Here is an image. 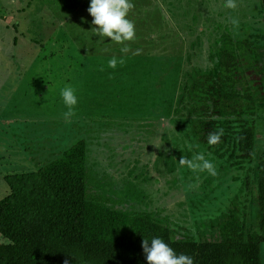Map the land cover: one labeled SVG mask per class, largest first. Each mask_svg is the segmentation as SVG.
<instances>
[{
  "label": "rangeland",
  "instance_id": "1",
  "mask_svg": "<svg viewBox=\"0 0 264 264\" xmlns=\"http://www.w3.org/2000/svg\"><path fill=\"white\" fill-rule=\"evenodd\" d=\"M90 2L0 0V201L8 195L5 176L36 171L46 163L41 154L54 153L51 159H55L85 141L91 192L110 207L147 216L175 231L178 238L220 239L216 224L232 212L243 217L252 231L260 232L256 169L264 159V0H237L234 10L225 8V0H132L145 9L132 14L134 7L130 12L137 39L128 42L126 54L110 38L98 43L99 37L91 32ZM152 2L159 3L163 13ZM197 4L202 13L194 28L192 12ZM222 27L252 43L259 53L254 71L247 72L259 112L257 154L252 164L233 167L202 149L215 165L216 176L179 168V164L175 172H169L160 154L165 129L170 127V134L176 128L166 122L160 97H146L148 85L155 75L165 81L175 68L181 69L176 64L194 38L190 31L203 43L194 62L217 76L216 36ZM157 33L160 48L149 50L148 39ZM61 34L83 56L78 72L71 73L79 74L71 85L58 72L47 74L37 65L42 45ZM113 56H122L125 63L109 68ZM35 75L40 79L37 86ZM57 79L62 85L55 84ZM133 84L140 98L131 97L127 88ZM68 86L78 96L71 122L64 119L68 109L60 97ZM180 146L173 144L168 151L176 153ZM3 244L10 240L0 234ZM262 257L264 262V244Z\"/></svg>",
  "mask_w": 264,
  "mask_h": 264
},
{
  "label": "trees",
  "instance_id": "2",
  "mask_svg": "<svg viewBox=\"0 0 264 264\" xmlns=\"http://www.w3.org/2000/svg\"><path fill=\"white\" fill-rule=\"evenodd\" d=\"M153 5L163 13L159 3ZM197 5L192 12L194 28L202 13ZM134 7L132 14L145 9L143 4ZM231 31L222 27L216 36L217 76L197 67L194 61L200 57L203 43L190 31L194 38L176 64L181 69L175 68L165 81L155 75L148 85L146 97H160L166 122L176 128L170 134V127L165 129V151L160 154L169 172H175L183 156L192 159L202 149L233 167L254 162L259 112L256 89L247 72L254 71L259 53L252 43L240 40ZM159 34L148 39L149 50L160 48ZM211 58L217 60L214 55ZM82 59L71 40L61 34L42 45L37 65L47 74L58 72L71 85L79 75L71 73L78 72ZM37 69L33 70L36 74ZM36 77L37 86L40 79ZM59 82L62 85L59 79L55 84ZM127 89L132 98H140L134 84ZM220 129L221 142L209 146L208 135ZM173 144H181L176 153L168 151ZM189 144L193 146L191 151ZM48 153L41 154L46 163L36 171L4 178L8 195L0 201V234L10 244L0 245V264H147L144 238L163 239L177 254L192 257L194 264H264V159L256 169L260 232L252 231L243 217L232 212L216 224L220 239L200 241L190 235L178 238L167 226L112 208L94 195L87 142L78 143L55 159H51L54 153Z\"/></svg>",
  "mask_w": 264,
  "mask_h": 264
},
{
  "label": "clouds",
  "instance_id": "3",
  "mask_svg": "<svg viewBox=\"0 0 264 264\" xmlns=\"http://www.w3.org/2000/svg\"><path fill=\"white\" fill-rule=\"evenodd\" d=\"M225 8L236 9L237 0H225ZM134 8L132 0H91L88 9L89 14L93 17L92 31L94 36L99 37V41L105 43V38H110V43L121 45V53L126 54L129 51L128 42H134L137 39L136 26L129 19L130 12ZM235 25L237 20H233ZM125 60L123 57L113 56L108 61V67L116 69L118 64L123 65ZM60 97L63 104L68 109L63 115L66 122H71V118L76 115V107L78 105V96L76 90L71 86L65 87ZM223 129L218 132H212L208 135L207 143L209 146H215L221 142ZM193 146L188 145L189 151ZM181 168H187L193 172H207L211 176L217 175L215 165L211 160L206 158L205 154L196 153L192 159L183 156L179 161ZM142 247L147 260V264H194L192 257L177 254L161 238H152L143 240Z\"/></svg>",
  "mask_w": 264,
  "mask_h": 264
}]
</instances>
